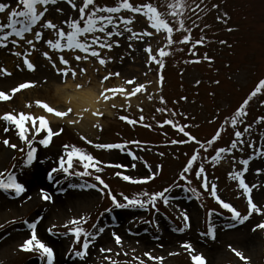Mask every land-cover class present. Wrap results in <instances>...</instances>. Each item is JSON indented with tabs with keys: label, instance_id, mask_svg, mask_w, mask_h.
<instances>
[{
	"label": "rangeland",
	"instance_id": "1",
	"mask_svg": "<svg viewBox=\"0 0 264 264\" xmlns=\"http://www.w3.org/2000/svg\"><path fill=\"white\" fill-rule=\"evenodd\" d=\"M0 2H9L15 7V0H0ZM133 2L139 4L144 0H133ZM153 2L162 5L165 0H153ZM98 3L113 5L116 0H98ZM186 3L189 9H194L196 4H200V8L195 12L185 11V26L191 29L193 39H205V45L198 46L196 51L200 57L205 53L213 57L211 64L207 61L198 64L185 63L187 60L195 59L189 52L190 46L175 44L172 55L165 58L163 69L165 82L162 92L157 90L155 83H152L148 93L131 98L130 109L120 107L125 104V100L121 97L107 103L101 102L100 107L106 113L103 118H99V123L103 125L102 130L92 127V122L97 119L95 117L90 120L87 116L80 125L74 127L65 120L50 116L53 129L63 127L64 131L59 136H55L47 147L38 142L34 143L38 150V162L31 167L25 166V153L19 151L20 147H24L26 152L27 145L19 138L18 129L0 120V170L15 171L18 179L28 188V191L20 197L0 190V225H4L0 228V264H46V260H41L37 253L20 249V245L30 237V229L24 221H32L39 217L43 219L37 225V234L40 239L54 248L55 264H108L105 260L106 255H110L112 260L118 261V264H136L134 257H143L146 251H151L154 256H164L166 258L164 264H192L189 255L180 247L185 241L191 242L197 252H202L208 264H243L229 250V244L243 251L245 256L251 257L252 264H264V231H252L258 222L264 220V217L254 213L243 225L236 224L235 227H229L234 223L230 219V214L203 190L201 180L195 175L198 164L203 162L209 185L215 183L221 198L232 203L242 214H246L248 210L246 197L229 174L234 170H241L239 161L250 158L253 150L247 146L243 151L233 150L232 153L225 154L224 159L216 164H213L210 159L214 155L212 148H209L207 152L201 151L203 161L198 160L197 165H194L193 170L187 174L191 180L189 185L187 181L180 179L179 174L198 145L171 144L170 141L173 139H186V137L170 126L160 127L159 122L172 117L169 113L161 114L155 111L156 108L163 106L158 99L162 94L168 102V109L184 114L175 117L178 123L190 125L187 130L202 142L211 138L223 120L240 106L259 79L264 78V0H203L202 3L201 0H186ZM214 4H219L220 7L213 8ZM58 6L64 9V13H57L56 6L50 5L47 18L59 23L66 16L71 17L75 14L63 0ZM161 11H164L163 7ZM225 12L229 17L227 25L217 19L218 15ZM124 15L129 14L124 13ZM0 22H7L6 14H0ZM143 27H145L144 19L138 16L135 30ZM229 27L234 28L235 31L229 32L227 30ZM45 33L49 37L53 35L47 30ZM183 35V32H176L174 38L179 41ZM221 40H226L227 45H222ZM160 41V36L147 38V43L152 45L154 51ZM120 43L119 48H114L111 53H108L117 59L109 63L107 69L99 66L95 61L81 65L88 69L89 78L92 80L90 89L97 94L101 76L94 72V68H99L100 74H106L107 71L121 72V78H112L107 82L106 86L109 87L119 85L118 83L123 84L124 79L133 77H136L139 82L157 80V66L152 65L150 71L146 67V53L143 48L147 44L143 41H134L132 42L133 50L127 47L124 38H120ZM9 47L12 46L9 45ZM45 50L48 49L42 42H38L37 50L31 57L37 64V70L21 72L16 68V65L21 63L20 59L13 56L8 49L0 48V66L6 67L13 73L11 77H0V90H9L25 80L37 82L34 88L23 90L12 101L0 102V115L10 110L43 114L37 107L32 109L24 107L25 103L36 99L46 100L61 109L65 107L64 99L57 91L59 86L63 85L59 83V77L55 75L51 64L41 55V52ZM56 56L57 54L53 53L54 59ZM70 57L71 53H66V58ZM119 57H123V60L121 61ZM146 71L148 75L144 76ZM44 80H47V83H44ZM197 80L201 81L199 85L196 84ZM216 80L220 81L219 85L214 83ZM129 90H131L130 86ZM148 94H153L156 98L148 100ZM181 96H187V101L180 100ZM113 103L117 105L116 108L111 107ZM140 108L144 109L145 123L153 125L151 129L141 124L130 125L119 119L122 115L138 118L141 115ZM247 111L245 123L251 124L252 129L251 135L245 133L244 139L254 141L258 147H264V125L257 123L258 118L264 116V95L253 98ZM5 127H8L9 131L5 132ZM243 127L244 125H241L240 130H243ZM233 132L231 127H227L213 148L230 144L235 138ZM45 135L43 132L40 133L36 140L39 141ZM81 135H86L93 140V144L89 145L81 140ZM3 139H9L10 143L17 145V148H7L2 142ZM131 140L142 142L141 147L129 145L131 151L139 157L137 160H133L127 151H109L94 147L95 143H120ZM65 144L82 148L101 160L104 165H128L127 169L104 167V171L100 173L114 193L123 192L131 196L141 191H158L173 182L181 187L173 188L170 195L175 199L170 200L168 206L158 204L159 212L128 208L115 209L112 213L100 216L101 212L111 207V201L106 196H102L96 189L70 187L71 184L93 183L95 182L93 178L70 177L65 180L61 174L57 176L60 180L58 185L49 183L46 179V172L51 167H55L59 157L65 153L66 150L63 147ZM160 153L164 155L161 156ZM145 162L151 165L153 170L163 165L161 174L146 184H132L115 175L121 172L134 178L145 177L149 174ZM133 164L135 168L131 167ZM13 165H15L14 169ZM75 167L78 171L83 170L79 163ZM257 168L264 169V158L255 157L251 160L248 172L245 174L249 184L264 183V173L257 175ZM41 187L53 195L54 203L40 199L38 190ZM188 187L202 193L200 199L188 192ZM61 189L67 190L61 191ZM252 195L258 206H264V188L259 191L254 189ZM28 196L32 199L28 200ZM178 203H182V206ZM208 209H215L217 213L211 218L217 226L215 240L200 235L207 230ZM182 210H187L191 221L190 229L183 233L177 231V228L182 226V217H180ZM81 215L90 216L88 223L83 225L86 230L95 232L94 224L105 227V232L90 246L88 255L84 259L68 255L74 244V237L71 234L51 236L46 231L48 227L55 224L57 227L54 231L66 233L67 229L62 225L69 219ZM10 221L15 223H9ZM143 221H151V223ZM157 224L159 227H156ZM113 232L123 238V248L115 244ZM75 248L79 250L80 245L76 244ZM101 248H111L112 252L101 253ZM132 249H135V252ZM125 252L128 255H124ZM170 252H178L179 255L169 256Z\"/></svg>",
	"mask_w": 264,
	"mask_h": 264
},
{
	"label": "snow or ice",
	"instance_id": "2",
	"mask_svg": "<svg viewBox=\"0 0 264 264\" xmlns=\"http://www.w3.org/2000/svg\"><path fill=\"white\" fill-rule=\"evenodd\" d=\"M71 10L74 11V15L71 17L66 16L59 23L54 22L53 19L47 18L50 12L49 6H56L55 11L57 13H64V9L58 5L61 0H15V7L9 2H0V14H6L7 22H0V48L8 49V51L15 57H18L21 61L16 65L18 71L35 72L37 70V64L32 60V54L37 50V43L42 42L48 50L42 51L41 55L50 64L54 73L59 77V83L71 91L82 93L86 97H90V88L92 84L91 78H89L88 69L81 67L86 62L95 61L99 66L107 69L109 63H112L117 57L110 56L114 48L121 46L120 38H124L127 42V47L133 49L132 42L143 41L147 44L143 51L146 53V67L149 71L152 69V65L157 66V80L139 82L136 77L131 79H124L123 85L106 86L107 82L112 78H121V72L119 71H107L106 74H100L99 68H94V72L101 76L100 87L98 94L95 96V104L99 105L101 102L107 103L121 97L125 100V104L120 107H127L130 109L131 98L137 97L139 94L148 93L149 86L155 83L157 90L162 92L165 82V76L163 69L165 68V58L172 55L173 46L177 43L188 45L189 52L195 59L187 60L185 63H201L207 61L211 64L214 60L213 57L208 56L206 53L200 57L196 51L198 46L205 45L206 41L203 38L193 39L191 29L185 26L184 13L187 10L193 12L200 8V4H196L194 9H189L186 0H165L164 4L157 5L153 0H144V2L136 4L133 0H116L113 5L100 4L98 0H63ZM203 0H201V3ZM161 7L164 11H161ZM219 4H214L213 8L218 9ZM128 13L129 15H124ZM143 17L145 27L140 30H135L137 17ZM217 19L227 25L229 22L228 14L225 12L217 16ZM38 28V30H36ZM45 30L48 33L53 34L50 37L46 36ZM229 32L235 31L234 28L229 27ZM176 32H183V38L177 41L174 38ZM161 37L160 44L157 45L156 50L150 43H147V38ZM222 45H227L226 40H221ZM11 45L12 47H9ZM15 49V50H13ZM134 50V49H133ZM183 51V49H180ZM53 53L57 54L56 59L53 58ZM66 53H71L70 58H66ZM122 61L123 57H119ZM13 73L6 67L0 66V77H11ZM148 72H144V76H147ZM69 79L73 82L69 85ZM47 83V80L43 81ZM36 81L25 80L17 83L9 90H0V102H9L23 90L31 89L36 86ZM200 80L196 81L199 85ZM216 85L220 84L219 80L214 81ZM129 86L131 90H129ZM58 92H62L63 89H57ZM214 95V93H213ZM258 95H264V78L259 79L255 87L243 100L240 106L229 116L226 117L222 124L216 129L210 139H206L203 142L196 136L192 135L187 129L190 127L188 124L178 123L175 119L176 116H183V113H178L167 108V100L161 94L158 99L162 107L156 108L155 111L161 114L169 113L172 118L164 119L159 122V126L165 125L172 127L179 133L183 134L186 139H173L170 141L173 145L194 143L198 145V148L193 151V154L187 160L186 166L179 174L180 179L187 181L190 185L191 180L188 178V173L193 170V166L197 165V161H203L204 157L201 156V151L207 152L209 148L213 149L214 155L211 156V162L213 164L219 163L224 159L225 154H230L233 150H244V147L253 150V154L250 158L242 159L239 161L242 166L241 170H234L230 172L232 180L236 181L238 187L242 190V193L246 197L247 201V213L242 214L232 203L226 202L218 194L217 185L215 183L209 185V181L206 176L204 163L201 162L197 166L195 175L201 180V187L205 192H208L212 199L222 208L227 210L230 214V219L234 223L229 227H235L236 224L243 225L247 222L252 215L259 214L264 217V206H258L253 200L254 189L259 191L264 188V183H252L249 184L246 181L245 174L248 172V166L251 160L255 157L264 158V147H258L257 144L248 140L245 141L244 135L248 133L251 135V124H246V118L248 116V106L253 98ZM156 97L153 94H148L147 99L153 100ZM187 96H181L180 100L187 101ZM73 98L68 97L65 101V107L53 106L49 102L43 99H36L35 101H29L25 103L24 107L32 109L37 107L42 110L43 114L37 115L31 111H5L0 115V120L11 124L18 129L19 138L27 145V151L24 147H20L19 151L25 153L24 164L27 167H31L34 163H37V148L34 143L38 142L40 145L47 147L52 142L55 136H59L63 133V127L54 130L52 122L49 119L50 116L57 118L58 120H65L71 126L80 125L85 119L86 114H90L92 117L97 118L92 122V127L98 130L103 129V125L99 123V118L105 116V111L101 107L82 106L77 109L72 106ZM179 103V101H176ZM112 108H116V104H111ZM141 115L138 118H130L127 115L119 116V119L126 121L130 125L141 124L146 128H152L153 125L145 123L146 117L143 115V108L139 109ZM69 117H72L69 119ZM155 119V117H153ZM258 124L264 125V116H260L257 121ZM244 125L243 130H240V126ZM227 127H231L234 132V139L230 144L213 148L217 141L222 137V133L227 130ZM5 132L9 131L8 127H5ZM45 133L44 138L39 141L36 137L40 133ZM31 136V138H30ZM80 139L87 144L92 145L93 140L89 139L86 135H81ZM3 144L7 148L16 149L17 145L10 143L9 139H3ZM130 144H134L137 147H141L142 142L139 140L124 141L120 143H95L94 147L102 150H120L127 151L133 160L139 159L134 152L129 148ZM66 150L63 155L58 159V163L55 167H51L46 172V179L49 183H55L58 185L60 180L57 179L58 175L63 176V179L67 180L70 177H91L95 182L93 183H81L71 184L72 188H90L98 190L102 196H106L111 201V207H108L99 215L103 216L105 213H112L115 209H144L149 211L159 212L158 204L162 203L164 206H168L170 200L175 199L170 194L175 187H181L173 182V184L163 187L158 191H141L135 195H126L123 192L114 193L110 185L103 179L102 173L104 167H115L118 169H127L128 165L123 164H107L96 158L89 152L84 151L82 148L65 144ZM161 156L164 153H160ZM15 159L14 157H12ZM39 163H44L39 161ZM79 163L82 165L83 170H76L75 165ZM146 163V162H145ZM135 168V164L131 165ZM149 174L145 177L134 178L129 175H125L121 172L115 173L117 177L122 178L124 181L132 184H146L161 174L163 165L157 166L156 170H153L151 165H147ZM15 165H13V169ZM264 173V169L257 168L256 174L261 175ZM0 190L5 193H14L15 197H20L28 191L26 184L18 179L17 174L13 170L4 169L0 170ZM67 189H61L66 191ZM187 191L196 195L197 199H200L202 193H199L197 189L188 187ZM38 195L41 200L49 203H54L53 195L41 187L38 190ZM119 197V198H118ZM28 200L32 197L28 196ZM203 207V205H202ZM215 209H208L207 211V230L200 233L201 236L209 237L212 240L216 239L217 226L212 222V217L216 215ZM182 217V226L177 228V231L183 233L191 227L190 217L187 210L180 212ZM43 217H39L32 221H24L27 227L30 229V237L20 245V249L25 252H34L38 254L41 260H46V264H55L56 252L52 246L47 242L40 239L37 234V225ZM90 216L81 215L79 217H73L69 219L63 228L67 229L66 233H59L54 231L57 225L52 224L46 229L49 235H68L71 234L74 237V244L70 249L68 255L84 259L88 255V250L94 241L99 238L104 232L105 227L93 225L95 232L86 230L83 225L88 223ZM144 223H151V221H143ZM9 223H15L10 221ZM4 225H0L3 228ZM156 227H159L157 224ZM264 231V220L258 222L252 231L256 232ZM115 244L123 248V238L113 232L112 233ZM159 237H157L158 239ZM79 244L80 248L77 250L75 245ZM163 247V245H160ZM180 247L189 255L192 264H208V260L202 252H197L191 242L185 241ZM229 250L239 258L243 264H252V258L245 256L243 251L228 245ZM135 252V249H132ZM101 253H111V248H101ZM119 255V253H117ZM128 255V253H124ZM169 256L179 255L178 252H170ZM164 256H154L151 251L143 253V257H134L136 264H164ZM105 260L108 264H118V261L112 260L110 255L105 256Z\"/></svg>",
	"mask_w": 264,
	"mask_h": 264
},
{
	"label": "bare ground",
	"instance_id": "3",
	"mask_svg": "<svg viewBox=\"0 0 264 264\" xmlns=\"http://www.w3.org/2000/svg\"><path fill=\"white\" fill-rule=\"evenodd\" d=\"M119 85H123L122 83H118ZM69 85H72V81L71 79H69ZM58 89H63L62 92H60V95L62 96V98L64 99V101L70 96L73 98V103L72 106L79 109L82 106H91L93 108L95 107H100V104L97 105L95 104L94 100H95V96L97 95L96 91H93L90 89V97H86L84 94L82 93H77L75 91H71L67 88H64V86H59ZM90 117V120H93V117L90 114H86V117ZM180 206H182V203H178Z\"/></svg>",
	"mask_w": 264,
	"mask_h": 264
}]
</instances>
